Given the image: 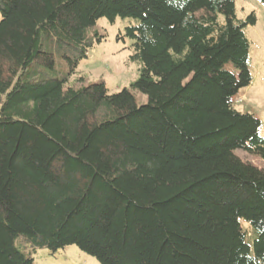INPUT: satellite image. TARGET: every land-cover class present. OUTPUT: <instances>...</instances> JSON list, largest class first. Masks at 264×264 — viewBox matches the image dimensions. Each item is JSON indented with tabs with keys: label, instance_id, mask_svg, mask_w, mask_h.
<instances>
[{
	"label": "trees",
	"instance_id": "trees-1",
	"mask_svg": "<svg viewBox=\"0 0 264 264\" xmlns=\"http://www.w3.org/2000/svg\"><path fill=\"white\" fill-rule=\"evenodd\" d=\"M117 18L142 105L70 81ZM255 24L234 0H0V264L71 245L99 264H264L263 124L234 106Z\"/></svg>",
	"mask_w": 264,
	"mask_h": 264
},
{
	"label": "rangeland",
	"instance_id": "rangeland-1",
	"mask_svg": "<svg viewBox=\"0 0 264 264\" xmlns=\"http://www.w3.org/2000/svg\"><path fill=\"white\" fill-rule=\"evenodd\" d=\"M237 19L244 20L250 13L256 15V24L245 28L250 42V72L252 81L246 88L239 90L234 98V106L240 112H247L259 118L263 124L264 136V2L258 0H234ZM131 20L117 18L114 23L100 19L96 27L105 31L106 37L88 52L81 60L76 73L70 81L76 85H87L102 81L109 93L127 88L139 105L147 102L146 95L132 89L130 84L139 76L137 63L131 60L132 41L125 36V26ZM82 77V82L77 78ZM244 161L261 166L262 161L242 151L235 153ZM35 264H99L91 256L81 252L76 246H67L50 255L46 249L37 250L33 255Z\"/></svg>",
	"mask_w": 264,
	"mask_h": 264
}]
</instances>
